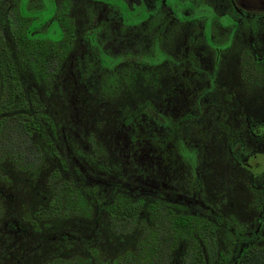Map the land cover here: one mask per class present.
<instances>
[{"label":"flooded vegetation","instance_id":"1","mask_svg":"<svg viewBox=\"0 0 264 264\" xmlns=\"http://www.w3.org/2000/svg\"><path fill=\"white\" fill-rule=\"evenodd\" d=\"M88 2L99 8L97 11L90 10L87 26L79 30L75 18L70 14L72 0H0V43L4 46L0 58L2 55L10 60L11 67L20 78L9 47L10 39V43L22 51L35 77L48 80L65 60H75V67L79 68L84 54L78 53L76 56V50L85 45L91 57L87 61L90 67L88 72L101 75L100 85L95 92L82 86L83 76L87 73L80 74L79 80L73 82L76 101L79 105L82 103L78 111L81 112L84 106H91L88 113L90 119L96 109L92 105L97 104L100 98H111L120 91L133 90L141 77L146 78L145 69H154L153 73L159 76L162 68H167L172 78L171 85L158 99L144 97L136 104L125 107L121 117V126L129 130V141H144L152 146L150 150H141L140 158L147 159L149 165L142 160L139 167L143 177L136 192L137 197L132 199L130 195H123L114 189L111 193L118 192L131 201L140 200L141 209L136 217V225L140 224L141 231L153 220L175 215H186L191 223L193 219L211 222L214 228L205 231L208 233L205 240L209 247L202 245L200 248L205 264H217L224 258L228 264H236L245 249H251L252 253L257 249L264 251V102L260 100L251 110L244 106L248 103L239 97L233 109L236 117L229 121L221 102L212 97L218 89V73L226 57L231 54L236 58V70L242 84L252 92L264 93V0ZM185 26L189 30L184 34L179 53L174 55L169 46ZM70 28L71 36L67 33ZM86 29L89 30L84 34ZM46 43L45 52L39 53L40 44ZM67 44L70 47L65 52ZM206 50L211 53V60L205 58ZM41 56H46L43 63L38 61ZM56 59L59 60L56 66L50 67V61ZM35 64H39L40 71L34 68ZM26 91L38 96L44 106L43 112L52 119L53 127L42 121L45 127L44 135L39 137L42 145L35 142V139L38 140L36 133L29 136L18 134L15 126L10 130L4 126L0 133V236L9 237L11 246L21 219H45L38 218L35 213L49 205L51 171L56 168L59 179H64L66 170L64 155L56 142L60 137L57 123L48 110L47 101L42 100L36 90ZM137 107L143 110L139 117L141 122L132 123L137 125L135 129L130 124L125 125V117L126 113L132 114ZM255 108L262 112H256ZM14 113L15 110L11 113L1 111L0 117L12 114V117L6 118L7 123H11L10 120H15ZM208 119L220 130L218 135L226 143L224 152L235 166L248 172L249 205L255 210V215L248 222L235 217L226 218L217 205L208 203L204 198L203 180L198 167L207 139L196 137L193 140L192 134L201 135L197 126ZM167 124L173 125L174 131L170 127H155ZM192 125H195L192 129L196 132L190 129ZM146 133L154 134V144L150 143ZM247 136L251 139L250 146ZM74 137L82 141L80 134L74 133ZM61 138L64 143V133H61ZM50 144L55 150L54 154H51ZM46 162H51L52 167L45 179V192L38 193L43 205L35 209L30 218L24 215L21 219L14 216L3 219L2 181L7 178L4 169L9 166L23 171H37ZM96 193L100 194L97 187ZM5 195L12 198L10 192ZM96 200L95 197L92 219L104 216L108 219L105 212H97L99 204ZM150 204L155 206L154 212ZM186 234L197 236L193 231ZM188 242V237H178L175 243L165 240L164 248L167 246L169 252L166 264H182L183 254L191 250ZM209 258H212L211 262Z\"/></svg>","mask_w":264,"mask_h":264},{"label":"rangeland","instance_id":"2","mask_svg":"<svg viewBox=\"0 0 264 264\" xmlns=\"http://www.w3.org/2000/svg\"><path fill=\"white\" fill-rule=\"evenodd\" d=\"M90 4L88 0H72L70 14L75 18L78 29L87 26L90 10L97 11L99 8L97 5H93L94 3ZM47 6H50L49 3ZM88 30L86 29L84 34ZM188 30L187 26L183 27L171 42L169 49L174 55L179 53L184 34ZM10 42L9 39V47L11 46L10 49L24 87L27 90H36L40 98L47 101L48 110L57 123L60 137L56 142L66 163L64 178L78 180L82 185L93 184L97 187V192L105 197L110 195L114 189L135 199L143 177L139 167L142 160L147 161V159L140 158L141 150H150L152 146L144 141H129V130L126 126H121V117L125 112V107L136 104L144 97L150 96L157 100L171 85L170 71L167 68H162V73L156 76L153 73L154 69L151 71L145 69L146 78L141 77L133 90L120 91L119 94L111 98L104 96V98H100V101H97V104L93 103L92 106L96 109L93 110L90 121L84 124L83 116L78 111L80 105L76 103L73 81L78 79L80 74L87 73L86 76H83L82 86L95 92L98 90L101 78V75H97L95 72H88L90 67L87 61L91 60V57L86 46L81 45L76 50V56L78 53L84 54L80 69L75 67V60L72 62L65 60L61 67L57 71L55 70L54 75L47 80L35 77L22 51L16 49ZM210 56L211 53L206 50L205 58L211 60ZM216 81L218 89L212 97L221 102L223 112L228 117L227 119L225 116V119L229 121L236 117L233 109L239 97L248 103L244 106L251 110L254 109L253 106L259 104L260 100L264 102V93L252 92L239 80L236 58L233 54L228 55L224 60ZM232 92L233 94H230ZM256 112L261 113L262 110L258 108ZM209 120L199 123L197 126L199 133L202 132L201 135L192 134L193 140L196 137L197 139H207L206 142L204 141L205 149L198 167L203 180L204 198L208 203L217 205L218 210L226 218L235 217L242 222H248L255 215V210L249 205L248 172L242 167L235 166L226 151L224 152L226 143L218 135L220 130ZM193 126L195 125L190 126V129L196 132L194 128L192 129ZM61 133H64L65 136L64 143ZM74 133L80 134L82 141L77 140ZM89 135H92L96 143L102 146L103 155L95 153L91 146L92 143L90 144L87 139ZM247 143L249 146L251 145L249 136H247ZM149 161L151 160L149 159ZM146 164L149 165V162ZM51 167V162H46L37 171L31 169L23 171L9 166L4 169L3 173L7 178L2 181L3 219L12 216L20 218L24 215L32 217L33 211L44 203L38 197V193L45 192V179ZM183 186L185 187V183ZM9 192L12 194V198L6 197L5 194ZM146 200L148 201L147 198ZM97 212L100 211L97 209ZM21 220L25 226L28 225V228L32 229L30 221ZM107 221L104 216L96 226L93 239L90 240V245L97 248V255L103 259H109L126 250L134 251L141 232L140 224H137L131 232L121 235L116 234L109 227ZM90 222L92 219L85 217L82 219H38L34 234L39 237L29 236L23 240L19 238L12 246L9 237L1 235L0 264H44L46 260L55 255L63 257L82 255L94 260L95 256L91 255L89 249L84 247L83 243L86 240L69 242L60 240L58 237L64 231L79 233L80 229L86 230L88 226L90 228Z\"/></svg>","mask_w":264,"mask_h":264},{"label":"trees","instance_id":"3","mask_svg":"<svg viewBox=\"0 0 264 264\" xmlns=\"http://www.w3.org/2000/svg\"><path fill=\"white\" fill-rule=\"evenodd\" d=\"M67 23V22H66ZM71 28L67 30V33L71 36ZM48 44H40L38 47L40 52L44 53V47H47ZM70 47V44H67L65 52ZM4 51L3 44L0 43V54ZM56 52V51H55ZM47 56V55H46ZM45 57L38 59L40 63L45 62ZM58 59L54 62L50 61V67L56 66ZM39 64H35L34 68L37 71ZM51 68V69H52ZM51 74V73H50ZM86 101V100H84ZM78 103V101L76 102ZM86 103V102H85ZM82 106V103H80ZM43 103L39 100L38 96L34 92H27L24 85L22 84L20 78L15 74L13 68L11 67V61L3 58L1 55L0 58V112L6 111L11 113L15 110L14 116L15 120H10L11 123H7L6 118L12 117V114L1 115L0 117V133L2 132L4 126H8V130L13 129V126L16 127V132L18 134H26L27 136L31 133L37 134V139L35 142L42 145V141L39 138L44 135V125L42 121H46L48 125L53 127L51 117L43 112ZM91 106H84V109H81V114L83 116L84 124L90 121L89 112ZM143 108H135L132 114H127L125 117V125H132L133 128H137V125L133 122H141L140 112ZM148 116V115H147ZM149 117V116H148ZM155 127L163 128L170 127L171 131H174L173 125L160 126L156 125ZM165 129V128H163ZM168 131V130H167ZM150 137V143L154 144V134H145V136ZM91 146L95 150V153H101L103 155V148L99 143H96L92 135L87 137ZM83 144L85 142L83 141ZM51 154L55 152L52 144H50ZM66 168V166H65ZM50 186V200L47 208H39L36 211V216L38 218L45 219H54V218H77L82 219L83 217L92 219V213L94 211L93 203L94 198L96 197V202L99 204L98 210L100 212H105L108 214V224L109 227L116 234H124L130 232L135 228L137 223V214L141 209L140 200L131 201L127 196L115 192L110 193L107 197L105 195H100L96 193V186L91 184L82 185L78 180L73 181L68 179H59L58 170L54 168L51 171L49 178ZM98 194V195H97ZM151 211L154 212L155 206L150 204ZM99 212V213H100ZM102 218L92 219L90 222V228L86 230L80 229L79 233L73 231H64L58 235L60 240H67L72 242H77L78 240L84 241V247L89 249L91 255H94V260L91 257H85L82 255H74L70 257L63 256H53L45 261L44 264H91L94 261V264H166L167 257L169 259V252L164 248V241L170 240L171 243H175L178 237H188L189 247L191 250L186 251L183 254L182 264H205L203 253L201 252V246H207L205 238L206 230L213 229L214 226L211 222H205L202 220L193 219L192 223L188 220L186 215H175L172 218H164L162 220L156 221L153 220L151 224H148L143 227L136 244V249L134 251L126 250L124 253H121L117 256H114L109 259H103L98 256V251H96V246L90 245V240L93 239L95 234L96 225L101 222ZM31 222L32 229L28 228V225L25 226L22 220L18 222V231L15 238L22 240L25 237H34L38 236L34 234L36 231L35 227L38 224V219L34 218ZM88 229V230H87ZM193 231V236L190 233ZM213 239L212 234H209ZM39 237V236H38ZM198 237V238H197ZM14 239V238H13ZM44 239V237H43ZM191 239V240H190ZM200 239V242H198ZM14 241V244H15ZM210 251L209 248H207ZM264 251L257 249V251L252 253L251 249H245L242 251V258L236 264H264ZM210 255L211 251L209 252ZM208 254V255H209ZM212 258H209L211 262ZM227 259H220L217 264H228Z\"/></svg>","mask_w":264,"mask_h":264}]
</instances>
